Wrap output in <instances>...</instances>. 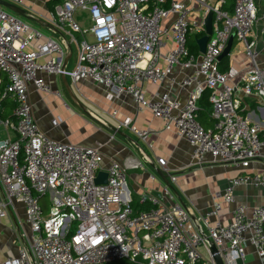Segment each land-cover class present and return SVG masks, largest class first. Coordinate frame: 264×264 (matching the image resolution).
<instances>
[{
    "label": "built area",
    "instance_id": "1",
    "mask_svg": "<svg viewBox=\"0 0 264 264\" xmlns=\"http://www.w3.org/2000/svg\"><path fill=\"white\" fill-rule=\"evenodd\" d=\"M225 3L59 0L52 18L55 28L68 37L62 40L64 47L0 7V111L9 113L5 118L0 115V220L17 204L24 211L22 244L16 255L0 264H215L209 243L223 264L243 260L249 248L256 260L264 259V204L248 209L235 203V189L242 185H255L264 194V168L231 179L199 218L152 193L137 198V205L146 209L135 211L127 166L117 161L103 166L98 149L50 138L35 120L29 96L31 86L38 93L61 98L48 81L51 77L62 76L72 85L90 81L110 100L129 97L137 113L149 112L162 122L163 131L186 140L192 164L248 169L264 159V67L257 65L253 37L258 9L254 0H233L230 11L223 9ZM193 4L202 9L201 21L190 19ZM78 12L88 15V29L76 20ZM209 12L212 33L205 53L198 51L195 56L189 43L191 37L204 36ZM232 36L227 68L220 71L219 58ZM235 44L241 45L238 50L250 65L243 72L240 69L246 65L230 58ZM73 48L75 60L69 69ZM165 81L185 91L186 100L168 92L146 97L147 84L160 86ZM205 91L213 123L208 129L196 118ZM238 93L256 104L257 115ZM2 101L10 109L2 108ZM111 117L117 120V111ZM59 122L54 118L50 125L56 128ZM119 125L142 140L152 132L138 129L131 117H124ZM157 162L175 183L165 160ZM101 172L107 174V182L97 185ZM47 194L50 206L45 215L41 200ZM222 203L234 205L232 221L226 225L212 222Z\"/></svg>",
    "mask_w": 264,
    "mask_h": 264
},
{
    "label": "crops",
    "instance_id": "2",
    "mask_svg": "<svg viewBox=\"0 0 264 264\" xmlns=\"http://www.w3.org/2000/svg\"><path fill=\"white\" fill-rule=\"evenodd\" d=\"M0 1L3 3L0 7L6 13L23 21L43 36L56 40L62 46L64 45L62 40L68 39L67 35L55 28L52 18L53 6L57 5L59 0ZM206 1L214 4L217 0ZM225 1L223 9L230 11L233 0ZM254 2L258 9V20L253 29V37L259 52L257 65L264 67V0H254ZM202 17L201 7L193 4L190 19L201 21ZM169 47L170 45L167 46ZM237 63L240 64L239 66L246 65L241 69L239 67L241 72L250 66L245 57L237 58L235 64ZM227 65L228 59L224 63V66ZM48 81L54 89L61 91V98L38 93L31 86L29 87L34 118L41 129L56 141L98 149L103 156V166L111 161L127 166V188L131 192L133 206H137L136 200L141 194L152 193L158 198L161 197L167 204H178L188 209L192 218H199L212 208L213 195L224 191L231 179L238 175L261 172L264 168V159L254 161L245 170H239L231 164L210 162L203 165L192 164L190 147L186 140L179 139L173 132L163 131L162 122L154 119L149 112L137 113L129 97L122 96L120 99L110 100L101 87L90 81L72 85L62 76L51 77ZM145 90L148 99L153 98L156 93L165 92L179 101L187 98L185 91L174 86L170 87L168 81L160 86L147 84ZM238 96L244 102L247 101V108L257 115L256 104L243 98L241 93H238ZM69 102H73L74 106ZM208 106L206 97L198 103L204 127L211 128L213 123L208 115L210 109ZM112 111H117V120L111 117ZM124 117H131L138 129L150 128L152 132L142 140L129 130L120 127L119 122ZM54 118L60 119L56 128L50 125V121ZM161 158L165 160L168 175L176 177L175 183L169 181L167 174L159 166L157 160ZM136 164L137 168L134 167ZM157 171L166 176L171 185L168 189L171 198L164 193L167 186L157 175ZM235 203L244 205L248 209L263 205V191L255 185L239 186L235 189ZM233 207L232 204L222 203L218 218H213L212 222L218 220L223 225L228 224L232 221ZM141 208L146 209L145 206ZM22 223L24 226V211L20 204L15 205V209H10L8 217L0 220V261L17 254L22 244ZM247 255H253L254 258L249 264H264V259H255L252 248L248 249Z\"/></svg>",
    "mask_w": 264,
    "mask_h": 264
},
{
    "label": "water",
    "instance_id": "3",
    "mask_svg": "<svg viewBox=\"0 0 264 264\" xmlns=\"http://www.w3.org/2000/svg\"><path fill=\"white\" fill-rule=\"evenodd\" d=\"M3 3L0 1V5H2ZM212 19H213V13L209 12L205 19H204V28H205V34L204 36H202L201 38L196 40L197 46H198V51L200 54H204L205 53V47L206 44L208 42L209 36L212 33ZM233 44V36L230 37L227 47L225 48V50L223 51L222 55L220 56L219 60L227 57L230 53L231 47ZM68 49H70L68 47ZM70 53L66 56V59L64 61V63H66L68 61V59L70 58ZM64 78V77H63ZM65 87L67 88V84H65ZM157 175L160 177V179L163 181V183L168 187L171 188V185L169 184L166 176H164L160 171L156 172ZM107 182V174L106 173H99L95 179V184L100 185V184H106ZM209 250L211 252L213 261L215 264H223L216 248L214 247V245L212 243H209ZM254 261L253 255H246L244 257L243 260L241 259H236L235 260V264H249L251 262Z\"/></svg>",
    "mask_w": 264,
    "mask_h": 264
},
{
    "label": "rangeland",
    "instance_id": "4",
    "mask_svg": "<svg viewBox=\"0 0 264 264\" xmlns=\"http://www.w3.org/2000/svg\"><path fill=\"white\" fill-rule=\"evenodd\" d=\"M75 17H76V20L80 23V25L84 29H88L90 27L91 23H90L88 15L78 12L75 14ZM194 40H195V37H191L190 41H194ZM238 49H241V45L235 44V49H233L234 55L230 57L231 59L236 60L237 58H244L245 57L243 52L237 51ZM236 51H237V53L235 54ZM227 59H228V57H225L224 62H226ZM74 60H75V50L73 48V56H72L71 61H70L69 69L74 64ZM58 91L60 92V95L62 97L61 91L60 90H58ZM69 103L74 106L73 102H69ZM7 114H9V113H7ZM127 182H128V180H127ZM41 204L44 207V214L48 215V210H49V206H50V195L49 194H47L45 197L42 198ZM74 226H75V223L73 224V228H74ZM22 228H23V223H22ZM23 231H24V229H23ZM110 264H129V263L127 261H120V262H114V263H110Z\"/></svg>",
    "mask_w": 264,
    "mask_h": 264
},
{
    "label": "trees",
    "instance_id": "5",
    "mask_svg": "<svg viewBox=\"0 0 264 264\" xmlns=\"http://www.w3.org/2000/svg\"><path fill=\"white\" fill-rule=\"evenodd\" d=\"M166 6H167V5H166ZM189 50H190L191 54H193V55H195V56L198 54V48H197L196 40H194L193 42H190V43H189ZM224 63H225V62H224V58H223V59L221 60V62H220V65H219V69H220V71H225V70H226L227 66H224ZM204 97H206L207 100H208V92H207V91H205V92L203 93L201 99H203ZM201 99H200V100H201ZM198 103H199V102H198ZM208 105H209V103H208ZM209 106H210V105H209ZM209 106H208V107H209ZM1 107H2V108L7 107V108H5V109H10V107H8V104L4 103V101L1 102ZM209 111H210V109H209ZM196 113H197L196 118H197L198 122L204 127V123L202 122L201 117H200V115H201V113H200V109H198ZM0 115H1V117L5 118L8 114L2 112V109H1V111H0ZM208 115H209V113H208ZM208 118H209V117H208ZM204 128H205V129H208V127H204ZM133 207H134L135 211H143V210H145V209L139 207L138 205H137V206H133Z\"/></svg>",
    "mask_w": 264,
    "mask_h": 264
}]
</instances>
